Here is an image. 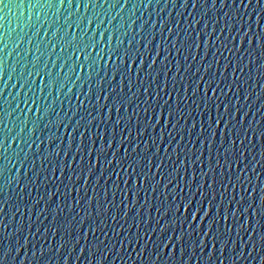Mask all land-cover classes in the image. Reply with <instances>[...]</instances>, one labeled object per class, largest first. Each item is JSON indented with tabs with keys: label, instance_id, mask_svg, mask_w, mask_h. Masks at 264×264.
Returning a JSON list of instances; mask_svg holds the SVG:
<instances>
[{
	"label": "water",
	"instance_id": "95a60500",
	"mask_svg": "<svg viewBox=\"0 0 264 264\" xmlns=\"http://www.w3.org/2000/svg\"><path fill=\"white\" fill-rule=\"evenodd\" d=\"M0 264H264V0H0Z\"/></svg>",
	"mask_w": 264,
	"mask_h": 264
}]
</instances>
